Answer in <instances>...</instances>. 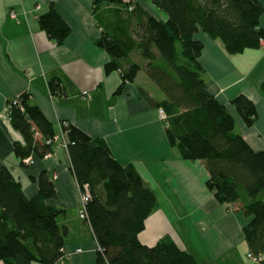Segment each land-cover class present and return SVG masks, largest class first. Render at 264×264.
I'll return each instance as SVG.
<instances>
[{"label": "trees", "instance_id": "trees-1", "mask_svg": "<svg viewBox=\"0 0 264 264\" xmlns=\"http://www.w3.org/2000/svg\"><path fill=\"white\" fill-rule=\"evenodd\" d=\"M142 1L165 18H153L134 0L94 1L93 12L105 4L130 9L128 16L121 9L106 12L117 24L110 30L100 27L97 17L101 33L96 45L110 58L104 73H119V93L141 69L130 56L136 53L145 62V75L164 96L154 106L166 115L170 147L183 160L200 164L207 173L205 187L219 205L248 219L242 228L246 264H264V151L253 150L237 132L228 106L207 91L196 65L204 48L200 33L220 40L229 55L257 49L264 39L259 24L264 7L259 0ZM131 18L136 21L133 32ZM38 24L57 44L70 34L53 8L38 17ZM48 88L52 94L61 92L56 80ZM260 91L264 98V80ZM28 102L21 95L7 105L11 126L23 137L13 143V156L23 168L32 166L27 159L51 155L55 136L52 124ZM230 106L247 128L256 123V107L245 96H236ZM62 129L71 172L79 190L89 194L84 221L98 245L95 264H198L168 235L154 246L141 244L144 222L158 208L154 191L133 166L121 165L102 139H92L68 122ZM34 182L37 192L28 197L9 169L0 167V263L61 264L66 228L58 223L62 210L48 204L55 198V185L44 170Z\"/></svg>", "mask_w": 264, "mask_h": 264}, {"label": "crops", "instance_id": "crops-1", "mask_svg": "<svg viewBox=\"0 0 264 264\" xmlns=\"http://www.w3.org/2000/svg\"><path fill=\"white\" fill-rule=\"evenodd\" d=\"M94 1L0 0V167L9 169L28 197L37 192L34 180L40 172L44 170L52 177L56 195L48 204L62 210L58 223L66 228L61 264H95L98 245L90 226L79 218L83 193L62 142L53 143L50 157L35 160L29 168L21 167L13 156V143L22 142L23 137L12 128L7 105L9 100L27 95L28 103L52 124L56 136L65 137L62 124L68 122L90 138L102 139L115 159L123 166H133L154 191L158 208L144 222L138 235L141 244L151 247L168 235L198 264L248 263L242 233L248 219L219 205L205 187L207 173L200 164L183 160L170 147L167 127L154 106L164 96L143 73L145 62L140 63L134 83L125 84L119 93V73H104L110 58L96 42L100 27L116 28L114 15L106 12L121 8L105 4L93 12ZM134 1L153 18H165L149 3ZM259 1L264 7V0ZM51 8L70 29L61 44L51 40L38 24V17ZM121 10L124 16L130 15V10ZM97 17L102 22L99 28ZM259 24L264 32V11ZM135 27L131 18L132 32ZM197 38L204 48L196 65L207 91L228 106L237 132L249 146L264 151V98L260 91L264 44L229 55L220 40L202 33ZM130 58L137 63L141 60L136 53ZM51 80L60 83V94L49 91ZM238 95L256 107L258 119L250 128L230 106ZM77 249L81 252L76 253Z\"/></svg>", "mask_w": 264, "mask_h": 264}, {"label": "built area", "instance_id": "built-area-1", "mask_svg": "<svg viewBox=\"0 0 264 264\" xmlns=\"http://www.w3.org/2000/svg\"><path fill=\"white\" fill-rule=\"evenodd\" d=\"M10 16L12 18H15V16L13 14H10ZM263 43H264V39H260L259 40V44H263ZM83 95H86V92H83ZM14 101H15V99L12 100V102H14ZM157 115H158V117H159V119L161 121H165L166 115H165V113H164V111L162 109H158L157 110ZM63 124L66 125V122H64ZM52 140H53V143H55V142H57V141L60 140L62 142V146L64 148H66V144L67 143H66L65 137H61V139H60L59 135H57V136L55 135ZM47 157H50V154H48L45 157V159ZM25 163L26 164H32L33 165L34 164V160L33 159L32 160L27 159V160H25ZM88 199H89V194L87 192L86 193H83L81 195V205H80V209H79V218L82 219V220H84L86 218L85 205H86V202L88 201ZM80 252H81V249H77L76 250V253H80ZM252 260H255V259H252Z\"/></svg>", "mask_w": 264, "mask_h": 264}, {"label": "rangeland", "instance_id": "rangeland-1", "mask_svg": "<svg viewBox=\"0 0 264 264\" xmlns=\"http://www.w3.org/2000/svg\"><path fill=\"white\" fill-rule=\"evenodd\" d=\"M129 11V10H128ZM264 44V43H263ZM262 44V45H263ZM137 60H139V58H137ZM138 62V61H137ZM140 63L142 64L143 63V61H142V59L141 60H139V65H140ZM143 73L145 74V71L143 70ZM144 74H142V75H144ZM141 75V74H140ZM140 77H142V76H140ZM146 77V76H145ZM152 85H153V87H155V89H157L158 90V88L152 83ZM159 91V90H158ZM159 93H160V91H159ZM9 112V111H8ZM10 120V119H9ZM160 120V119H159ZM56 143V142H55ZM61 145V144H60ZM62 147V146H61ZM47 158H49V157H47ZM46 158V159H47ZM198 174H201V173H198ZM207 264H209V263H207Z\"/></svg>", "mask_w": 264, "mask_h": 264}]
</instances>
